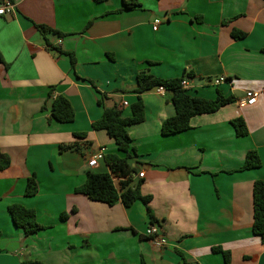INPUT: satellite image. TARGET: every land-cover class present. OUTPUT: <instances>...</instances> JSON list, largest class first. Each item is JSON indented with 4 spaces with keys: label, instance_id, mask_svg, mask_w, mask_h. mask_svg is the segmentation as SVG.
<instances>
[{
    "label": "crops",
    "instance_id": "1",
    "mask_svg": "<svg viewBox=\"0 0 264 264\" xmlns=\"http://www.w3.org/2000/svg\"><path fill=\"white\" fill-rule=\"evenodd\" d=\"M6 2L13 9L0 15V150L10 165L0 169V264H227L216 248L230 253L229 264H264L253 232V186L264 181V0H0V8ZM140 73H191L190 95L236 100L165 137L162 124L176 115L172 94L141 95L145 120L128 126L133 183L151 196L155 221L141 201L110 206L76 192L89 171L109 172L104 160L88 166L102 148L117 152L92 125L107 108L132 115ZM248 91L260 93L256 104L242 103ZM58 95L72 104L73 122L51 118ZM237 118L246 136L237 135ZM250 151L262 165L241 170ZM32 176L39 190L30 197ZM15 204L35 210L45 229L26 235L16 227ZM152 225L157 241L146 235Z\"/></svg>",
    "mask_w": 264,
    "mask_h": 264
},
{
    "label": "trees",
    "instance_id": "2",
    "mask_svg": "<svg viewBox=\"0 0 264 264\" xmlns=\"http://www.w3.org/2000/svg\"><path fill=\"white\" fill-rule=\"evenodd\" d=\"M102 2L105 0H94ZM137 7L135 3H125V9ZM43 35L54 31L46 26H39ZM60 35V34H59ZM234 39H242L245 34L239 31H233ZM61 53V51H60ZM192 78L189 73L181 78L163 79L154 77L148 73H140L137 77V87L135 92L138 93L137 100L131 105L132 115L128 118L123 117V113L118 108L105 109L102 117L93 123L94 130H105L108 135L114 139L117 146L116 153L106 154L104 161L109 168V172L96 173L89 171L84 185L76 189L77 193H82L95 202H101L110 206L121 201L126 207L131 206L137 201H141L147 206V212L151 219L155 221L148 203L151 196H144L141 191L142 181L133 183L134 174L137 173L136 167L133 166L134 158L137 155L136 149L132 146V139L128 133V126L144 122L145 106L141 95L151 90H157L159 87L164 88L172 94L170 101L176 109L174 117L166 119L162 124L161 134L165 137L179 134L190 129V121L193 117L201 114H210L220 110L222 107L235 102L232 96L225 97L220 91L214 100H207L192 96L182 87L184 77ZM52 96V91L49 97ZM51 118L60 123H71L75 120V111L70 101L63 95L54 98L51 107ZM238 136H246L248 130L244 119L237 118L232 121ZM10 165V158L0 150V169H5ZM262 165L257 151H250L246 156L244 165L241 170L258 169ZM119 180L118 185L116 181ZM39 186L36 176L28 179L25 195L35 196L38 193ZM253 211L254 222L253 232L259 236L264 245V181L257 180L253 186ZM14 225L21 228L26 235L37 234L45 229L37 221L36 212L33 209L26 208L22 205H12L9 207ZM1 236V234H0ZM215 253H221L227 264L230 263V253L216 248ZM22 264H44L40 261H24Z\"/></svg>",
    "mask_w": 264,
    "mask_h": 264
},
{
    "label": "built area",
    "instance_id": "3",
    "mask_svg": "<svg viewBox=\"0 0 264 264\" xmlns=\"http://www.w3.org/2000/svg\"><path fill=\"white\" fill-rule=\"evenodd\" d=\"M13 9V5L11 2H6L1 8H0V15H4L5 13L7 12H11ZM161 24V21L160 20H156L154 22V25H153V30L154 31H157L158 30V27L159 25ZM189 80L190 78L188 76H185L184 77V80L182 81V87L184 89L187 88L188 86V83H189ZM225 79L224 78H217L215 81H214V84L216 85H220ZM165 91L164 88L162 87H159L158 88V92L160 93H163ZM260 93L259 92H256V91H248L246 93V98L245 100H243V104H246V105H254L256 104L257 100H258V97H259ZM129 104L127 102H124L123 103V106L124 107H127ZM104 156H105V149L102 148L98 151L97 154H95L93 157H91L88 161V166L89 168H98L99 166V162L104 160ZM140 177H144V174L141 173L140 174ZM146 235L152 239H154V241H157V236L159 235V229L155 226V225H152L150 226L147 231H146Z\"/></svg>",
    "mask_w": 264,
    "mask_h": 264
}]
</instances>
